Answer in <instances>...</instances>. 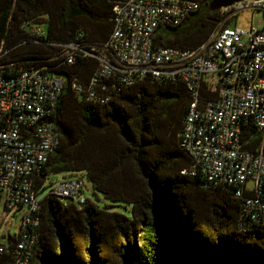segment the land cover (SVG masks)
I'll return each mask as SVG.
<instances>
[{"label": "trees", "instance_id": "16d2710c", "mask_svg": "<svg viewBox=\"0 0 264 264\" xmlns=\"http://www.w3.org/2000/svg\"><path fill=\"white\" fill-rule=\"evenodd\" d=\"M118 1L0 0V44L9 49L4 58L46 66L65 78L50 118L58 144L36 188L49 173L83 171L92 189L112 203L42 197L28 264H264V221L245 217L231 189L180 173L190 164L179 146L189 102L181 83L145 77L117 85L105 103L85 100L70 81L86 84L96 60L58 64L57 48L32 44L23 28L44 23L45 41L63 43L81 33L98 47L108 38ZM208 1L178 26L159 27L156 44L192 49L208 40L223 18L219 9L208 10ZM114 203L129 204L130 215L113 210Z\"/></svg>", "mask_w": 264, "mask_h": 264}, {"label": "built area", "instance_id": "2783aa9c", "mask_svg": "<svg viewBox=\"0 0 264 264\" xmlns=\"http://www.w3.org/2000/svg\"><path fill=\"white\" fill-rule=\"evenodd\" d=\"M201 0H122L111 11L107 40L96 47L78 33L48 42L41 24H23L32 44L57 48L58 64L93 58L98 67L86 84L71 89L85 100L105 103L117 85L145 77L181 83L189 96L179 146L190 164L180 171L231 189L242 214L264 221V29L224 24L245 8L264 12V0H240L219 8L223 18L210 37L192 49L157 45L159 27H175ZM24 43V42H22ZM11 49V48H10ZM0 44V202L3 212L23 209L17 232L0 244V264H28L37 242L41 198L83 204L82 180L63 177L39 196L36 177L58 144L50 121L65 78L46 66L5 59ZM252 130V131H251ZM254 130V132H253ZM256 133V134H255Z\"/></svg>", "mask_w": 264, "mask_h": 264}, {"label": "rangeland", "instance_id": "374dc122", "mask_svg": "<svg viewBox=\"0 0 264 264\" xmlns=\"http://www.w3.org/2000/svg\"><path fill=\"white\" fill-rule=\"evenodd\" d=\"M230 23L231 25H234L243 31L248 30L250 27L256 29H264V13L261 10H252L249 8H245L240 10L237 15L230 20ZM41 25L44 28L46 27L44 23ZM75 176L79 177L84 184V186L82 187V194L85 198L95 202L99 206H103L104 204H112L111 202L104 199L102 195L92 189L83 171L47 174L42 182V188L39 191V196L47 192L48 189L61 178ZM112 208L113 210L120 212L126 216L130 215L129 204L114 203V206ZM2 210L3 201L0 202V244L5 245L8 241V238L17 232L19 227V220L24 210L13 209L7 213H2Z\"/></svg>", "mask_w": 264, "mask_h": 264}, {"label": "water", "instance_id": "95a60500", "mask_svg": "<svg viewBox=\"0 0 264 264\" xmlns=\"http://www.w3.org/2000/svg\"><path fill=\"white\" fill-rule=\"evenodd\" d=\"M238 1H240V0H209L207 3V7H208V10L214 11V10H217L221 7L231 5V4L238 2ZM40 177L43 178L44 175L41 174Z\"/></svg>", "mask_w": 264, "mask_h": 264}]
</instances>
